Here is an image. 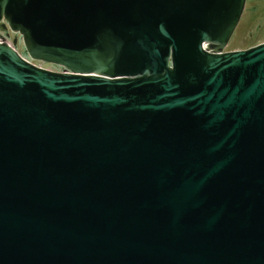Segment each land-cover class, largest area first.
I'll list each match as a JSON object with an SVG mask.
<instances>
[{
  "label": "water",
  "instance_id": "1",
  "mask_svg": "<svg viewBox=\"0 0 264 264\" xmlns=\"http://www.w3.org/2000/svg\"><path fill=\"white\" fill-rule=\"evenodd\" d=\"M246 3L0 0V264H264Z\"/></svg>",
  "mask_w": 264,
  "mask_h": 264
},
{
  "label": "rangeland",
  "instance_id": "2",
  "mask_svg": "<svg viewBox=\"0 0 264 264\" xmlns=\"http://www.w3.org/2000/svg\"><path fill=\"white\" fill-rule=\"evenodd\" d=\"M17 39L15 48L23 57H27L22 38L11 31H3L0 28V40L13 45ZM264 43V0H247L241 21L228 45L226 52L248 50ZM45 67L54 72H62L55 65L45 64Z\"/></svg>",
  "mask_w": 264,
  "mask_h": 264
},
{
  "label": "built area",
  "instance_id": "3",
  "mask_svg": "<svg viewBox=\"0 0 264 264\" xmlns=\"http://www.w3.org/2000/svg\"><path fill=\"white\" fill-rule=\"evenodd\" d=\"M6 41H2V40H0V43H5ZM6 43H8V42H6ZM9 45H11L10 43H8ZM12 46V45H11ZM205 47V49H207V47L208 46H204ZM24 59L26 60V61H28L29 63H31V64H33V65H35V66H37V67H39V68H41V69H46V70H49V69H47L46 67H45V63H42V62H36V61H33L32 59H30V58H28V57H24Z\"/></svg>",
  "mask_w": 264,
  "mask_h": 264
},
{
  "label": "flooded vegetation",
  "instance_id": "4",
  "mask_svg": "<svg viewBox=\"0 0 264 264\" xmlns=\"http://www.w3.org/2000/svg\"><path fill=\"white\" fill-rule=\"evenodd\" d=\"M57 67H58V66H57ZM58 68H60V70L63 71V69H62L61 67H58Z\"/></svg>",
  "mask_w": 264,
  "mask_h": 264
}]
</instances>
